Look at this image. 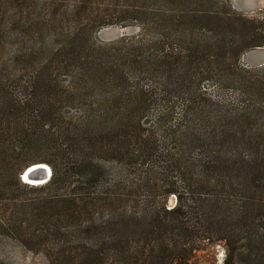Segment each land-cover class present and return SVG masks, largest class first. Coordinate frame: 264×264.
I'll return each instance as SVG.
<instances>
[{"label": "trees", "instance_id": "trees-1", "mask_svg": "<svg viewBox=\"0 0 264 264\" xmlns=\"http://www.w3.org/2000/svg\"><path fill=\"white\" fill-rule=\"evenodd\" d=\"M107 24L140 31L98 42ZM257 47L264 9L229 0H0V237L40 264H190L214 242L264 264ZM37 162L50 179L24 182Z\"/></svg>", "mask_w": 264, "mask_h": 264}, {"label": "rangeland", "instance_id": "rangeland-1", "mask_svg": "<svg viewBox=\"0 0 264 264\" xmlns=\"http://www.w3.org/2000/svg\"><path fill=\"white\" fill-rule=\"evenodd\" d=\"M230 4L237 11L247 15L256 14L257 11L264 9V0H229ZM140 31L137 24H107L95 33L98 42H110L122 36H131ZM240 63L245 67H259L264 65V47H257L245 52L240 59ZM208 89L214 90L211 83H206ZM75 109H69L70 115H75ZM28 155V154H27ZM34 155V154H31ZM27 158L31 156H26ZM48 164V163H46ZM49 165V164H48ZM50 166V165H49ZM51 167V166H50ZM40 185V184H36ZM48 192L40 190L34 186L16 187L13 186L12 194H18L19 198L35 199ZM175 203L174 195H170L168 205ZM43 228V225H38ZM38 228V227H37ZM33 227H31V230ZM226 255V246L224 242H214L195 250L190 257V264H223ZM0 264H40V254L32 251L29 247H22L21 244L13 238L7 236L0 237Z\"/></svg>", "mask_w": 264, "mask_h": 264}, {"label": "water", "instance_id": "water-1", "mask_svg": "<svg viewBox=\"0 0 264 264\" xmlns=\"http://www.w3.org/2000/svg\"><path fill=\"white\" fill-rule=\"evenodd\" d=\"M44 162H37L30 164L24 168V170L21 172L20 176L24 182H27L29 184H34L36 183H31L30 181L24 180L25 178L27 179H33V180H38L39 184H43L47 182L52 174V169L51 167Z\"/></svg>", "mask_w": 264, "mask_h": 264}, {"label": "bare ground", "instance_id": "bare-ground-1", "mask_svg": "<svg viewBox=\"0 0 264 264\" xmlns=\"http://www.w3.org/2000/svg\"><path fill=\"white\" fill-rule=\"evenodd\" d=\"M43 165H46V164H43ZM24 180H26V181H30L31 183H36V184H39V181L38 180H33V179H27V178H25Z\"/></svg>", "mask_w": 264, "mask_h": 264}]
</instances>
